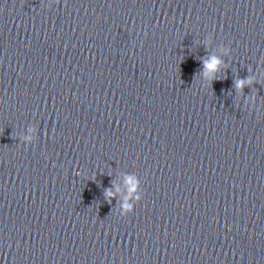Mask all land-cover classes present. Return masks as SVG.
I'll use <instances>...</instances> for the list:
<instances>
[{
    "label": "water",
    "instance_id": "obj_1",
    "mask_svg": "<svg viewBox=\"0 0 264 264\" xmlns=\"http://www.w3.org/2000/svg\"><path fill=\"white\" fill-rule=\"evenodd\" d=\"M0 264H264V0H0Z\"/></svg>",
    "mask_w": 264,
    "mask_h": 264
},
{
    "label": "clouds",
    "instance_id": "obj_2",
    "mask_svg": "<svg viewBox=\"0 0 264 264\" xmlns=\"http://www.w3.org/2000/svg\"><path fill=\"white\" fill-rule=\"evenodd\" d=\"M207 42L212 41L211 35L206 37ZM219 54L210 53L207 57H202V69L201 79L207 82H211L216 79V73L219 71L220 66L224 63L223 56L230 55V49L223 44L218 46L217 49ZM253 84L252 77H246L243 79H237L235 87L242 91L245 86ZM251 99L246 97V100ZM33 129L29 127L27 129L28 134L21 136L20 140L24 144H32V133ZM140 191V180L134 173L121 172L118 176L116 183H113L110 187L104 191L105 200L111 202L113 198L119 203L120 215H125L133 211L134 203L141 199Z\"/></svg>",
    "mask_w": 264,
    "mask_h": 264
}]
</instances>
